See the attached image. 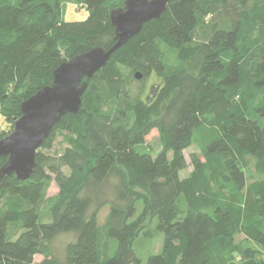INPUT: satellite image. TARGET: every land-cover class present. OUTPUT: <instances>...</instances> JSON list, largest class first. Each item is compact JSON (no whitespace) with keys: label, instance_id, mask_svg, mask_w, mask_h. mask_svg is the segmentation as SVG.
I'll return each instance as SVG.
<instances>
[{"label":"trees","instance_id":"obj_1","mask_svg":"<svg viewBox=\"0 0 264 264\" xmlns=\"http://www.w3.org/2000/svg\"><path fill=\"white\" fill-rule=\"evenodd\" d=\"M63 1L85 5L86 19L64 21ZM123 1L0 0L5 122L62 62L114 44L109 13ZM86 81L79 110L52 127L30 177L0 175V264H264V0H168ZM252 91L263 95L250 101ZM152 130L158 151L145 141ZM58 133L66 146L52 154ZM51 181L63 197L48 221L39 204ZM149 212L163 240L142 261L133 244Z\"/></svg>","mask_w":264,"mask_h":264},{"label":"water","instance_id":"obj_2","mask_svg":"<svg viewBox=\"0 0 264 264\" xmlns=\"http://www.w3.org/2000/svg\"><path fill=\"white\" fill-rule=\"evenodd\" d=\"M168 0H124L109 13L114 27V44L95 46L62 62L53 72V81L20 104L21 115L13 131L0 139V158H6L0 175L14 174L19 180L30 177L35 154L52 127L67 113H76L87 87L86 79L102 68L111 54L139 33L144 23L159 19ZM139 73L135 78H140Z\"/></svg>","mask_w":264,"mask_h":264},{"label":"rangeland","instance_id":"obj_3","mask_svg":"<svg viewBox=\"0 0 264 264\" xmlns=\"http://www.w3.org/2000/svg\"><path fill=\"white\" fill-rule=\"evenodd\" d=\"M62 14L61 17L64 21L66 22H78V21H83L86 19L88 15L87 8L85 5H79L74 2L70 1H63L62 2ZM156 79L154 76L148 78L147 80L144 81V88H145V97L148 99L153 98V93L155 90L153 87L155 86ZM142 84H134L133 87L134 89H138L139 86ZM262 96L261 91H252L249 96V100L252 101L258 96ZM251 103V102H250ZM13 122L7 121L0 116V139L3 137L9 135L13 131ZM158 133L156 130H152L149 135L146 137L145 141L146 144L151 147L153 151H158L159 150V145H158ZM66 144L63 142L62 135L58 133L55 137V140L53 142V147L51 150L52 154H59L63 151L65 148ZM196 151V145H190L184 150V157H185V167L184 169L180 172L182 177H186L189 175L191 169H192V163L191 159L193 154ZM251 162V161H249ZM262 172L264 173V166L262 167ZM248 176L249 179L251 178V174L253 173L252 167L249 166L248 169ZM56 196L63 197V194H60V191L54 181H51L48 187L45 190L44 197L42 199V202L39 204V212H40V217L42 220H50L51 218V210L54 208V206H58ZM109 206L104 205L100 211L98 212L97 215V222L98 225H102L104 223L105 217L108 213ZM155 224V216L153 213H148L142 227V232L143 231H151L153 236L151 238H146L143 236L142 232H140L134 239V249L136 251L137 256L142 260L145 261L147 256L153 253H157L161 249L162 245V240L163 236L162 234L155 233L153 232V227ZM242 235H238L235 237V241L239 242L242 239ZM68 239H70L69 235L62 236L56 240V243L58 246H62ZM38 259V257H37Z\"/></svg>","mask_w":264,"mask_h":264}]
</instances>
